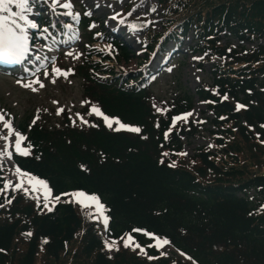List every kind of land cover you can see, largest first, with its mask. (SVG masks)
<instances>
[{
    "label": "trees",
    "instance_id": "trees-1",
    "mask_svg": "<svg viewBox=\"0 0 264 264\" xmlns=\"http://www.w3.org/2000/svg\"><path fill=\"white\" fill-rule=\"evenodd\" d=\"M158 2L162 28L148 29L143 55L191 33L192 53L211 61L210 82L174 96L156 113L142 72L114 77L112 67L86 60V92L101 102L103 114L139 131L112 119L107 127L100 117H89L87 127L72 126L67 116L60 126L20 123L28 154L14 153V162L45 180L59 199L47 210L40 206L45 201L23 202L21 191L5 187L0 153V264H13L14 257L16 264H36L41 253L57 261L74 242H81L77 256L85 264H119L104 252L106 240L92 215L71 198L75 191L96 194L105 205L108 237L122 242L131 236L148 258H159L152 244L159 237L194 264H264V172L244 171L236 145L264 143V0ZM117 45L129 58L127 47ZM195 96L209 113L213 149L201 145L185 159L181 138L195 131L191 125L170 131L171 116L189 110Z\"/></svg>",
    "mask_w": 264,
    "mask_h": 264
},
{
    "label": "rangeland",
    "instance_id": "rangeland-1",
    "mask_svg": "<svg viewBox=\"0 0 264 264\" xmlns=\"http://www.w3.org/2000/svg\"><path fill=\"white\" fill-rule=\"evenodd\" d=\"M88 1L90 3L86 0H58L57 5H52L51 0H42L43 7L34 8L29 13L30 18L38 19V15L47 8L49 11L46 10L41 18H48L49 14V18L52 17L58 22L62 23L64 19L70 21L65 31L67 34L72 33V36L65 41L51 45L49 40L57 39L52 28L46 27L43 34L42 30L37 27L29 28L33 29L34 38L32 39L28 32L29 50L24 57L22 59L0 58L2 59L0 60V115L3 116L0 120V150L2 152L3 150L4 152L16 151L15 133L20 132L17 124L24 120H36L49 126H60L67 116L71 125L85 126L86 119L79 112H94L92 109L98 108L96 104H101L100 101L92 99L95 97L85 90L87 85L85 60L90 58L96 64L101 60L99 55L92 54L93 48L108 51L105 56L115 73H128L132 76L144 66L149 56L148 53L142 61L140 60L143 50L146 49L143 38L146 31L144 28H150L155 32L162 28L163 11L156 0ZM65 2H70L71 8L65 9L60 6ZM134 19L147 24L144 27H131L130 24ZM56 31L62 33V29ZM109 34L115 35L127 45L131 53L129 58L121 57L119 47L100 38ZM189 37L190 35L183 42L181 49L174 50L172 44L168 43L166 56H152L149 64L151 73L150 75H147V72L144 74L150 77L148 88L154 98L150 99L151 112L157 113L163 108L170 107L174 96L183 92H191L200 82L208 81V65L203 64V62L207 63V60L199 55H191L186 49L190 42ZM262 41L264 42V39ZM231 42L235 44V40ZM54 67L61 71L53 72ZM100 68L102 67L99 65ZM45 72L48 74L45 75ZM92 74L96 76L94 72ZM207 116L209 113L205 105L194 97L192 108L188 112L171 119L170 131L179 129V127L185 130L189 124L195 131L190 137L182 136L181 138V152L185 159H189L196 148L201 145L213 149V139L207 131L209 128ZM8 124L11 125L12 131L6 127ZM104 124L107 127L113 125L112 121L108 123L104 121ZM21 134L25 137V134ZM5 137L7 139H4ZM21 143L23 144L24 140ZM236 145L239 148L238 160L244 171L264 172V143L256 145L255 143L238 142ZM216 152L227 157L222 154L224 152L222 149H216ZM169 156V154L166 155L167 160ZM171 164L174 165L173 162ZM7 181L12 182L7 188L11 187L15 191H21L23 202L28 200L37 204L45 201L43 189L39 185L33 188L26 178H23V187H15L17 183L22 184L17 170L10 172ZM71 198L76 205L86 209L92 217L94 215L96 220H93L97 222L99 229L98 236L112 245V247H106L104 244V252L108 257L119 260V264H194L187 256L176 251L168 242L165 243L161 239L153 240V245L161 250L159 258L146 257L144 249L139 247L133 239H130L126 245L125 240L129 237L122 242L113 241L104 235L107 234L106 223L96 212L95 205L86 202L84 206H81L76 197L71 196ZM40 206L43 210L48 208L42 204ZM20 248L22 252L25 244H21ZM79 248H81V242L72 243L68 248L67 256L60 257L57 261H52L41 253L36 264H85L77 256ZM21 252L16 256H19ZM16 262L17 258L14 257L13 264Z\"/></svg>",
    "mask_w": 264,
    "mask_h": 264
},
{
    "label": "snow or ice",
    "instance_id": "snow-or-ice-1",
    "mask_svg": "<svg viewBox=\"0 0 264 264\" xmlns=\"http://www.w3.org/2000/svg\"><path fill=\"white\" fill-rule=\"evenodd\" d=\"M52 5H57L58 0H51ZM65 9L71 8L70 2H65L63 5H60ZM33 11V0H0V58H14V59H22L25 53L28 52V29L29 28H36L38 25L36 22L30 18L29 13ZM70 14V13H69ZM67 27V26H66ZM99 35V34H98ZM53 72H60L61 70L58 68H53ZM48 73L45 72V75ZM241 105H237L239 108ZM98 115H102L98 108H93ZM178 118V117H177ZM174 118V119H177ZM223 118V117H222ZM3 119V116L0 115V120ZM116 120L119 123L118 118L116 117H108L104 116L105 123L108 121ZM9 131H12L11 125H6ZM120 128H130L133 131H139L138 128H135L128 124L119 123ZM15 148L18 153L27 155L28 151L27 148L22 146V141L25 137L20 133H15ZM4 139H7L6 137ZM11 155V153H8ZM21 170L17 168V172ZM23 178L28 180L29 184L33 185L35 188L37 185L43 189L44 193V200H45V207H48V198L51 195V188L48 186V183L40 179L39 177L33 176L30 173H23ZM5 187L11 184V181H5ZM21 186L20 183H17L15 187L19 188ZM72 196L76 197L81 204L84 206L86 202L92 203L95 205V210L100 215H103L105 211V205L100 202L98 196L96 194H88L84 191H75L71 193ZM55 199H59L56 197ZM108 217L104 216L105 223L107 222ZM134 231H142L140 229H136ZM149 236H153V233H148ZM131 236L127 240H125V244L127 245ZM159 241V237L156 238ZM164 242L167 243V239H164ZM106 247H112V245L108 244L107 241L105 242ZM159 246V244H157ZM143 251V249H141Z\"/></svg>",
    "mask_w": 264,
    "mask_h": 264
},
{
    "label": "bare ground",
    "instance_id": "bare-ground-1",
    "mask_svg": "<svg viewBox=\"0 0 264 264\" xmlns=\"http://www.w3.org/2000/svg\"><path fill=\"white\" fill-rule=\"evenodd\" d=\"M87 2H89L88 0H86ZM90 3V2H89ZM97 10H98V7H97Z\"/></svg>",
    "mask_w": 264,
    "mask_h": 264
}]
</instances>
